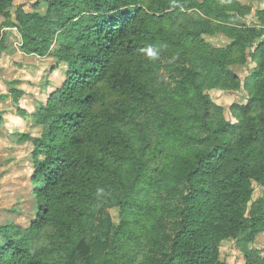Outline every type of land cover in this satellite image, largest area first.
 I'll use <instances>...</instances> for the list:
<instances>
[{
  "label": "trees",
  "instance_id": "obj_1",
  "mask_svg": "<svg viewBox=\"0 0 264 264\" xmlns=\"http://www.w3.org/2000/svg\"><path fill=\"white\" fill-rule=\"evenodd\" d=\"M13 1L0 0V52L15 29L64 78L17 108L38 130L11 133L33 146L37 213L0 225V264H227V241L264 264L246 246L264 234V0ZM252 10L255 25L236 22ZM248 65L231 124L225 94Z\"/></svg>",
  "mask_w": 264,
  "mask_h": 264
},
{
  "label": "rangeland",
  "instance_id": "obj_2",
  "mask_svg": "<svg viewBox=\"0 0 264 264\" xmlns=\"http://www.w3.org/2000/svg\"><path fill=\"white\" fill-rule=\"evenodd\" d=\"M37 0H14L13 9L22 6L26 12L33 10V4ZM243 5L255 8L257 0H236ZM253 10L246 18L236 20L238 24L255 25L252 19ZM3 18H0V23ZM213 41H224L222 37L213 38ZM6 49L0 52V113L3 123L0 126V225L14 223L28 227L36 212V201L32 196L33 172L31 153L33 146L31 142L19 141L14 137L12 131L19 133H31L37 135L38 130L32 126L29 120L17 117V108H23L33 112L37 102L45 101L48 94L63 81L61 69L53 70L51 59H40L25 56L20 49L19 36L15 29L6 35ZM252 65L234 66V72L241 77V89L229 91L225 94L227 98L223 117L231 124H237V115L229 108L232 101L245 103L247 89L250 79L247 78V70ZM23 90L24 95L18 103L12 100L10 87ZM13 135V136H12ZM253 199L261 195V187L253 184ZM247 248L264 249V234L260 235L253 244H247ZM242 247V246H241ZM221 258L227 264H244L243 254L236 241L224 242L221 246Z\"/></svg>",
  "mask_w": 264,
  "mask_h": 264
},
{
  "label": "clouds",
  "instance_id": "obj_3",
  "mask_svg": "<svg viewBox=\"0 0 264 264\" xmlns=\"http://www.w3.org/2000/svg\"><path fill=\"white\" fill-rule=\"evenodd\" d=\"M148 54L149 56H152L153 58H155V53L151 49H149Z\"/></svg>",
  "mask_w": 264,
  "mask_h": 264
}]
</instances>
